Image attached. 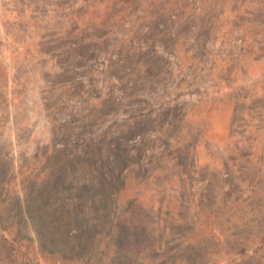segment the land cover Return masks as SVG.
Listing matches in <instances>:
<instances>
[{"label":"rangeland","instance_id":"1","mask_svg":"<svg viewBox=\"0 0 264 264\" xmlns=\"http://www.w3.org/2000/svg\"><path fill=\"white\" fill-rule=\"evenodd\" d=\"M264 264V0H0V264Z\"/></svg>","mask_w":264,"mask_h":264},{"label":"trees","instance_id":"2","mask_svg":"<svg viewBox=\"0 0 264 264\" xmlns=\"http://www.w3.org/2000/svg\"><path fill=\"white\" fill-rule=\"evenodd\" d=\"M26 260V262L28 263V264H30V262L27 260V259H25Z\"/></svg>","mask_w":264,"mask_h":264}]
</instances>
